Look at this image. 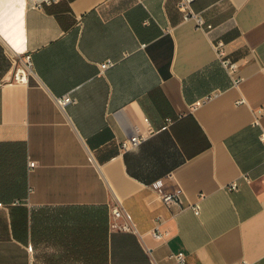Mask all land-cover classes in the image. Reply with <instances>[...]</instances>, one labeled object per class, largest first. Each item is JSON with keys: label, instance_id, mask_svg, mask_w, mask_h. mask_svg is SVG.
<instances>
[{"label": "crops", "instance_id": "obj_1", "mask_svg": "<svg viewBox=\"0 0 264 264\" xmlns=\"http://www.w3.org/2000/svg\"><path fill=\"white\" fill-rule=\"evenodd\" d=\"M31 1L0 0V264H264V0H193L210 29L179 0Z\"/></svg>", "mask_w": 264, "mask_h": 264}, {"label": "built area", "instance_id": "obj_2", "mask_svg": "<svg viewBox=\"0 0 264 264\" xmlns=\"http://www.w3.org/2000/svg\"><path fill=\"white\" fill-rule=\"evenodd\" d=\"M60 0H32L30 6L37 9H44L47 6L55 4ZM193 0H179L178 7L183 12L184 19L186 20H193L196 23V26L200 29H210L212 28V24L207 23L204 16L193 10L192 8ZM215 48L217 51V55L219 60L221 61L224 68L227 72L232 76L234 82L237 83L240 81L241 76L238 75V63L233 60L226 50V44L223 40H217L215 42ZM13 61V80L18 83H28L29 75L33 72V59L31 53H25L23 55L17 54L12 58ZM114 61L107 60L105 62L100 63L101 70H105L106 68L112 66ZM208 96L207 98H209ZM77 100L73 98L71 95H63L56 97V103L61 108H64L71 102H76ZM244 102L243 99L239 100L237 103L240 104ZM256 124V122H254ZM144 136H141L139 133H135L131 135L129 138L124 139L121 142V146L124 150L134 148L137 146L142 140ZM260 140L264 143V130H262L260 134ZM30 167L33 168L37 165L36 161H30ZM243 178L247 181H250V176L245 173L243 174ZM238 182L234 181L229 186L228 189L230 190H237L238 189ZM158 196L160 197L161 201L166 204L167 206L172 205H181L182 204V197H181V190H172L168 191L165 187H159L156 190ZM195 213L199 214V207L195 204L192 206ZM111 217L112 218H122L125 217L127 220L130 219V216L125 212L122 203L119 199L111 206ZM123 229H130V224H125L121 226ZM168 235L167 231H161L160 228L154 230V236L158 239H163ZM172 264H189L187 256L184 252H177L171 254ZM233 264H252L246 259H242L238 262Z\"/></svg>", "mask_w": 264, "mask_h": 264}]
</instances>
